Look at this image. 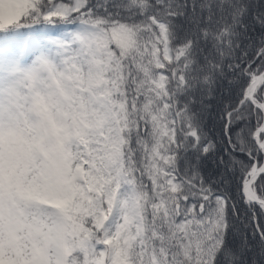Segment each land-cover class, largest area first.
Listing matches in <instances>:
<instances>
[{"label":"snow or ice","instance_id":"obj_1","mask_svg":"<svg viewBox=\"0 0 264 264\" xmlns=\"http://www.w3.org/2000/svg\"><path fill=\"white\" fill-rule=\"evenodd\" d=\"M0 264H264V0H0Z\"/></svg>","mask_w":264,"mask_h":264}]
</instances>
